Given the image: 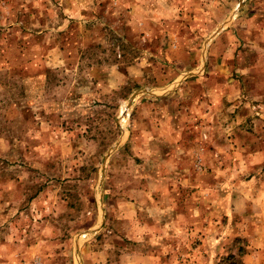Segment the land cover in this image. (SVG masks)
<instances>
[{"label": "rangeland", "instance_id": "rangeland-1", "mask_svg": "<svg viewBox=\"0 0 264 264\" xmlns=\"http://www.w3.org/2000/svg\"><path fill=\"white\" fill-rule=\"evenodd\" d=\"M263 33L264 0H0V264H243Z\"/></svg>", "mask_w": 264, "mask_h": 264}, {"label": "crops", "instance_id": "crops-1", "mask_svg": "<svg viewBox=\"0 0 264 264\" xmlns=\"http://www.w3.org/2000/svg\"><path fill=\"white\" fill-rule=\"evenodd\" d=\"M264 35V33L262 34ZM147 198L149 200H152L151 199V196H147ZM127 207L129 205H132V204H126ZM152 205H148V207H151ZM133 207V205H132ZM135 207V206H134ZM190 212V211H188ZM133 214H131V216L128 214L126 215V217H122V219H128L127 221H129V219L131 218V222H129V226L127 225L126 228H128V232H127V240L129 241H138L139 238L138 235L142 233V236L146 234V231H152L150 230L151 226L149 227V222L148 223H145L143 226H141L139 223H135L133 222ZM178 218H183L185 220H190L189 221V224H191V218H192V214L191 213H183V216H178ZM181 224L180 222H176V226L174 225L173 228H177V230H180L182 229L181 228ZM258 235H260L261 233V229L258 228L257 229V232H256ZM259 243V242H258ZM145 253V254H143ZM152 252H140L139 256H137L135 259H134V255H131V256H128L130 257L131 259H129L130 261H132V263H134L135 261H137V264H138V259L141 260V264H150V262H152L154 258V254H151ZM143 254V255H142ZM103 255V253H102ZM126 256V255H125ZM105 259V258H104ZM157 260V258H156ZM106 261V260H105ZM243 264H264V244H256V242L254 243L253 242V251L249 254V255H245V257L243 258Z\"/></svg>", "mask_w": 264, "mask_h": 264}, {"label": "water", "instance_id": "water-1", "mask_svg": "<svg viewBox=\"0 0 264 264\" xmlns=\"http://www.w3.org/2000/svg\"><path fill=\"white\" fill-rule=\"evenodd\" d=\"M241 4H242V1H241V3H240V4H238L237 8H239Z\"/></svg>", "mask_w": 264, "mask_h": 264}]
</instances>
